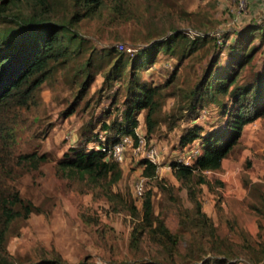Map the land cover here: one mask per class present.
I'll return each mask as SVG.
<instances>
[{
    "label": "rangeland",
    "instance_id": "obj_1",
    "mask_svg": "<svg viewBox=\"0 0 264 264\" xmlns=\"http://www.w3.org/2000/svg\"><path fill=\"white\" fill-rule=\"evenodd\" d=\"M47 1L51 4L47 13L54 18H61L72 9L71 0ZM129 1L136 8L137 16L127 23H109L104 17L83 20L76 27L84 33L82 48L67 64L55 70L56 81L45 84L44 102L15 110L5 124L4 135L10 153L19 156L33 151L46 152L53 159L34 170L0 164V177L6 191L17 188L24 199L39 207L28 219L13 224L2 252L17 264H30L45 256L61 257L68 264H132L136 261L200 264L201 259L224 254L220 249L232 248L238 252L234 253L238 259H232L233 264H264V117L244 126L239 144L223 161L221 169L206 172L208 182L200 184L196 190L200 206L192 200L171 167L173 162L182 163L189 149L197 147L195 142L188 151L181 149L179 140L190 125L187 113L192 109L185 110L189 105L188 92L215 68L218 56L211 39L203 41L187 57L173 55L169 66L161 63L169 59L161 53V62L144 73L161 86L168 83L163 86L169 96L165 98L159 128L148 136L144 113L139 116L137 128L138 134L147 141L146 151L156 146L158 176L164 180L163 189L154 179L143 175L142 156L135 154L134 145L126 147L125 160L121 162L122 179L112 187L127 203L110 200L101 187L88 178L62 177L56 171L57 160L69 147L80 142V130L90 115L110 119V115L101 114L102 110L108 106L110 110L117 108L116 105L110 107L117 88L110 90L104 84V72L109 66L102 67L100 61L104 57L114 60L119 56V53L108 55L111 47L122 51L141 48L152 38L169 34L175 27L200 29L213 37L217 34L220 40L226 36L231 42L242 28L254 23L264 25V0ZM19 2L23 8H31L30 4L37 6V0ZM7 9L6 12L18 10L12 5ZM244 38H251L244 50L250 57L237 71L238 83L232 86L236 93L241 86L245 88L257 72H262L264 62V34L254 31ZM185 46L184 43L182 49ZM244 53L238 57L239 61L245 59ZM225 57L226 53L220 57L212 80L222 75L221 64ZM177 69L178 77L171 81ZM88 73L94 74V82L86 93H81V83ZM74 101L78 103L76 112L67 116L65 111ZM225 102L229 106L231 98L227 96ZM207 106V111H202L198 119L203 134L223 126L222 123L214 126L220 109L213 104ZM143 177L146 194L152 193L156 218L163 220L178 236L176 245L169 237L160 243L152 231L145 232L139 244L132 242L136 220L130 207L132 203L142 209L144 198L135 196V186ZM200 212L208 218L206 225L194 223ZM192 247L197 253L191 252Z\"/></svg>",
    "mask_w": 264,
    "mask_h": 264
},
{
    "label": "trees",
    "instance_id": "obj_2",
    "mask_svg": "<svg viewBox=\"0 0 264 264\" xmlns=\"http://www.w3.org/2000/svg\"><path fill=\"white\" fill-rule=\"evenodd\" d=\"M129 2V0H71L72 9L63 17L54 18L47 13L51 8L47 0H37V6L30 4L31 8H23L19 0H0V164L10 166L15 164L34 170L39 169L42 163L53 159L46 152L33 151L19 156L10 153L11 148L7 144L8 140H5L4 126L15 110L30 108L33 104L44 102L42 94L45 84L52 80L56 81L55 70L67 64L82 48L84 33L76 27L83 20L104 17L109 23H127L137 16L136 8ZM9 5L18 10L6 12ZM192 31L194 30L175 27L169 34L154 37L146 46L132 48L131 52L118 50L117 47L110 48L108 55L119 53V56L114 60L104 57L100 61L102 67L109 66L104 72V84L110 90L117 88L110 104L111 108L115 105L117 108L110 110L108 106L102 110L101 114L106 117L110 115L112 117L110 119L90 115L80 130V142L69 147L57 160L58 174L69 178H88L95 186H100L110 200L124 201L123 196L112 189L113 185L122 179L121 162L108 156L102 147L118 142L125 134L131 135L137 143L139 139L137 128L142 113L147 135H152L160 126L165 98L169 96L163 86H167L168 83L161 86L154 78H146L144 73L161 62V53L163 55L165 53L169 58L161 63L169 66L170 57L173 55L187 57L195 52L203 41L211 39L218 56L215 68L220 63L222 54L227 55L221 64L222 75L218 76L216 81L212 80L215 75L213 68L188 92L190 99L185 110L192 109V112H186L190 118V125L184 129L179 140L181 149H188L196 142L200 153L195 156L191 165L171 163L175 177L188 189L196 205L200 206L196 190L200 184L208 182L206 172L221 169L223 161L239 144L244 126L264 117V62L262 72H257L245 88L241 86L237 93L232 88L238 83L236 77L238 69L243 67L246 59L250 57L244 50L251 38L245 39L244 36L254 31L264 34V25L254 23L245 29L242 28L231 42L226 36L220 42L216 34L214 38L213 34L202 32L200 29L195 31V35L191 34ZM184 43L186 46L182 49ZM243 53L245 59L239 61L238 57ZM89 63L90 60L86 63V68ZM177 75L178 69L172 73L171 81H174ZM94 79V74L88 73L81 83V93H86L91 88ZM104 84L103 87L107 88ZM227 96L231 98V107V103L228 106L225 102ZM208 104L220 109L217 116L215 115L218 119L214 126L221 123L223 126L203 134V126L198 119L202 111H207L205 107H208ZM77 105V101L72 102L65 114L67 116L74 114ZM141 165L143 175L148 179H154L156 185L163 189L165 184L158 176V163L142 158ZM143 198L141 210L131 203L130 212L136 220L132 242L139 244L144 233L152 231L157 234L160 243H164L165 237H169L176 245L179 241L178 236L172 233L163 220L156 218L151 191L147 194L145 191ZM38 210L39 207L33 201L24 199L17 188L7 192L0 177V264H17L2 251L5 249L13 224L21 219H28ZM200 214L194 223L206 225L208 222L206 214L203 212ZM192 251L197 253L193 247ZM220 252L224 254L211 256L208 261L201 259L200 264L204 261L203 264H233L232 259H238V256H234V253L238 252H234L232 248L220 249ZM138 262L140 261L132 264H162L160 261ZM30 264L68 263L61 257L45 256Z\"/></svg>",
    "mask_w": 264,
    "mask_h": 264
},
{
    "label": "built area",
    "instance_id": "obj_3",
    "mask_svg": "<svg viewBox=\"0 0 264 264\" xmlns=\"http://www.w3.org/2000/svg\"><path fill=\"white\" fill-rule=\"evenodd\" d=\"M192 35H195L196 32L192 31ZM217 35V34H216ZM218 37V36H217ZM219 39V38H218ZM221 42V40L219 39ZM128 51H132V48H127ZM139 135V134H138ZM134 145V152L136 155H141L142 158H145L153 163H158V152L156 149V146H151L146 151L147 141L146 139L139 135V139L137 143L135 142L134 138L131 135L125 134L121 136L120 140L116 143L109 144L106 146H103L102 149L107 153L108 156L112 157L118 162H124L125 160V149L127 146ZM191 150V149H189ZM188 151V149H187ZM200 153V148L196 147L195 150H191L188 152L185 158L182 159V163H185L187 165H191L194 162V158L196 155ZM145 178H141L135 186V196L137 198L142 199L144 197L146 187H145Z\"/></svg>",
    "mask_w": 264,
    "mask_h": 264
}]
</instances>
